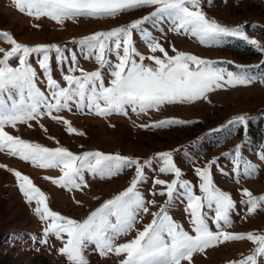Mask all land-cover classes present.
I'll use <instances>...</instances> for the list:
<instances>
[{
	"label": "rangeland",
	"instance_id": "obj_1",
	"mask_svg": "<svg viewBox=\"0 0 264 264\" xmlns=\"http://www.w3.org/2000/svg\"><path fill=\"white\" fill-rule=\"evenodd\" d=\"M201 6L209 19L230 29L241 27L245 35L264 46V0H201ZM152 11L153 7L145 6L128 10L114 18L76 17L58 24L47 17L37 19L20 12L13 0H0V31L10 33L17 42L29 46L58 45L62 49L59 58L54 50L49 52L48 74L61 86H66L62 78L65 74L80 75L79 71L69 73V69L93 71L99 68L94 56L89 57L90 50L87 46L78 43L82 37L127 24ZM142 27L162 44L169 55H175L172 50L175 47L178 51L217 61L218 66L234 73L253 77L252 82L225 85L196 101L164 104L159 109L143 113L132 112L129 108L127 116L115 113L99 116L87 108L77 110L74 105L71 111H53V116H62L70 122L77 130L74 133H69L62 121L48 115H41L26 123H17L15 127L5 126V131L44 147H64L74 154L100 151L137 158L141 163L152 160L151 166L144 168V179L137 186L149 212L138 210L133 228L117 237L116 243L135 237L137 230H142L150 223L152 213L158 212L162 205L177 224L190 234H195L186 211V200L177 192L172 202L165 205L168 197L160 194L164 186L154 183L155 179L169 182L174 179L172 173L159 172L162 162L156 154L162 152L172 153L174 163L181 169V179L190 181L193 185L199 183L194 169L204 167L215 158L216 164L211 167L214 184L228 192L235 202L230 213L231 224L222 226L223 230L264 234V205L250 214L248 206L241 203L247 199L241 191L244 188L255 196L264 195V83L261 82L264 80V53L236 36H223L219 43L202 44L190 34L170 30L172 24L167 20L157 22L155 27L151 22ZM133 41L137 52L146 57L143 61L145 65L154 64L147 59L150 55L163 58L159 51H149L139 31H133ZM10 47L9 43L0 38V48L8 50ZM39 58H42L41 54L32 53L29 62L37 71V87L47 96V77L38 66ZM108 59L112 64L117 62L115 53L109 54ZM135 59L139 62V56ZM228 61L231 63H227ZM10 63L15 67L18 59L13 58ZM101 72L107 86L111 79L109 69H102ZM242 115L246 117L244 124L233 119ZM167 118L188 123L166 127L141 126ZM236 145H240L243 160L254 166L253 175L244 173L243 163L238 168L234 165ZM0 165L6 166L0 167V264H69L66 256L58 252L63 246L62 240L49 235L46 243L39 242L44 227L50 221H42L36 215V202H27L13 170L28 176L45 193L46 202L52 211L77 221H82L104 201L129 187L135 176V166L124 167L116 175L104 178L85 172L88 186L69 191L45 178L59 177V168H40L19 156L8 154L7 151H0ZM195 192L197 195L201 194L198 188ZM213 215L208 212V222L211 230L216 231L211 220ZM254 247L247 239L224 242L194 253L191 261L184 260L181 264H228L229 261H237L249 255ZM84 254L89 264H120L124 258L123 255L114 253L101 256L94 244H89ZM258 264H264V257L258 258Z\"/></svg>",
	"mask_w": 264,
	"mask_h": 264
},
{
	"label": "snow or ice",
	"instance_id": "obj_2",
	"mask_svg": "<svg viewBox=\"0 0 264 264\" xmlns=\"http://www.w3.org/2000/svg\"><path fill=\"white\" fill-rule=\"evenodd\" d=\"M15 7L22 13L39 19L47 17L58 24L65 19L76 17L114 18L131 9L145 6L153 7V11L143 17L133 19L127 24L109 30L97 31L82 37L78 43L90 50L89 57L94 56L99 68L93 71L71 68L69 73L79 71L80 75L65 74L62 78L66 86H61L49 72V52L58 54L62 49L56 44H36L29 46L17 42L13 36L0 31V38L11 45L10 49L0 48V151L19 156L25 161L40 168H59L61 175L51 179L57 186L69 191L87 187L84 173L104 178L114 176L124 167L135 166V176L129 187L104 201L91 211L82 221L63 216L52 211L47 204L45 193L35 186L31 179L13 170L17 177L20 191L27 202L35 201L36 215L42 221H50L43 229L40 243H46L49 235L62 240L63 246L58 252L65 255L69 264H89L84 251L89 244H94L101 256L110 253L123 255L120 264H181L191 261L196 252L217 246L224 242L247 239L255 247L251 253L240 260L229 261L228 264H258V258L264 257V234L232 233L223 230L222 226H230V213L235 207L231 195L214 184L211 167L216 159L204 167L194 169L199 179L198 185L181 179V169L174 163L171 152L157 153L162 162L160 173H172L170 182L155 179L156 185L164 186L161 195H167L165 205L172 202L175 194L187 202L192 232L177 224L164 205L153 219L130 240L116 243L117 237L133 228L138 210L148 213L145 201L137 186L144 179V168L152 164L148 159L140 162L137 158L119 154H105L100 151H86L74 154L64 147L48 148L13 136L5 131V126L15 127L17 123L36 120L41 115L62 121L69 133L77 130L62 116H53V111H71L73 105L77 110L87 108L99 116L113 113L127 116L132 112H146L159 109L164 104L192 102L204 98L206 93L222 88L225 85H244L252 82L253 77L237 74L225 67L218 66L217 61L203 59L193 54L178 51L173 47L175 55H169L161 43L142 26L151 22H171L170 30L177 33L190 34L200 43H219L223 36H236L264 53V46L254 38H249L241 27L228 28L214 19H209L201 6V0H13ZM211 2V0H209ZM39 27V25H35ZM139 31L141 39L147 44L151 53L160 52L163 58L150 55L147 59L154 64L145 65L146 57L137 52L133 41V31ZM32 53L41 54L38 59L39 68L46 74L49 94L46 96L36 84L37 71L29 62ZM115 53L117 62L112 64L108 55ZM139 56V62L135 59ZM18 59V65L11 66L10 61ZM227 63H231L228 61ZM108 68L111 76L108 85L104 83L102 69ZM264 83V80H261ZM242 124L245 116L233 118ZM232 121H229L231 123ZM188 123L175 118H167L142 127H166L173 124ZM31 126V125H29ZM46 130V129H45ZM82 134V133H80ZM227 155V154H225ZM234 165L243 163L246 175H253L255 168L251 162L243 160L240 145L234 148ZM0 167H6L0 165ZM198 188L200 195L195 189ZM247 199L242 200L251 214L264 205V195L255 196L249 189L241 190ZM154 203V202H153ZM207 209V211H205ZM208 212L216 231L209 226ZM66 236V239L64 237ZM35 240L36 238L33 237Z\"/></svg>",
	"mask_w": 264,
	"mask_h": 264
}]
</instances>
